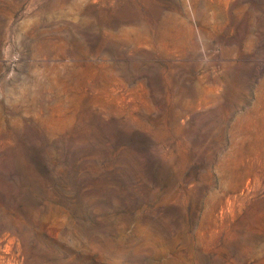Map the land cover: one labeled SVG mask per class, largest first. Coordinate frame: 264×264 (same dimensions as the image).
I'll use <instances>...</instances> for the list:
<instances>
[{
    "label": "rangeland",
    "instance_id": "1",
    "mask_svg": "<svg viewBox=\"0 0 264 264\" xmlns=\"http://www.w3.org/2000/svg\"><path fill=\"white\" fill-rule=\"evenodd\" d=\"M0 264H264V0H0Z\"/></svg>",
    "mask_w": 264,
    "mask_h": 264
}]
</instances>
